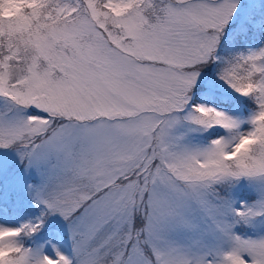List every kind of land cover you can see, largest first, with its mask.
I'll return each mask as SVG.
<instances>
[{
	"label": "snow or ice",
	"instance_id": "snow-or-ice-1",
	"mask_svg": "<svg viewBox=\"0 0 264 264\" xmlns=\"http://www.w3.org/2000/svg\"><path fill=\"white\" fill-rule=\"evenodd\" d=\"M0 264H264V0H0Z\"/></svg>",
	"mask_w": 264,
	"mask_h": 264
}]
</instances>
